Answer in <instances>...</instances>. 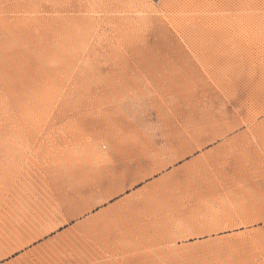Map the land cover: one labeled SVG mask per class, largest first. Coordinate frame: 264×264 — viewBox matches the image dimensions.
Returning a JSON list of instances; mask_svg holds the SVG:
<instances>
[{
  "label": "rangeland",
  "instance_id": "1",
  "mask_svg": "<svg viewBox=\"0 0 264 264\" xmlns=\"http://www.w3.org/2000/svg\"><path fill=\"white\" fill-rule=\"evenodd\" d=\"M0 264H264V0H0Z\"/></svg>",
  "mask_w": 264,
  "mask_h": 264
},
{
  "label": "snow or ice",
  "instance_id": "2",
  "mask_svg": "<svg viewBox=\"0 0 264 264\" xmlns=\"http://www.w3.org/2000/svg\"><path fill=\"white\" fill-rule=\"evenodd\" d=\"M66 211L68 214H73L77 211V205L74 203H69L66 205Z\"/></svg>",
  "mask_w": 264,
  "mask_h": 264
}]
</instances>
